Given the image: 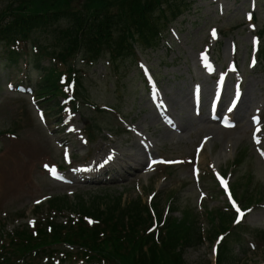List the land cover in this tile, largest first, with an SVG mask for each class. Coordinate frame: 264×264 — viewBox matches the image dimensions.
Masks as SVG:
<instances>
[{
	"label": "rangeland",
	"instance_id": "rangeland-1",
	"mask_svg": "<svg viewBox=\"0 0 264 264\" xmlns=\"http://www.w3.org/2000/svg\"><path fill=\"white\" fill-rule=\"evenodd\" d=\"M7 0H0V11L5 8ZM243 0H238L240 3ZM234 4V1H232ZM196 7H205V4L203 0H199L197 2ZM212 12V11H209ZM215 13V12H214ZM230 18V17H229ZM228 18V22L224 25L225 26V31L229 30L231 28V23ZM201 21L200 19L196 18V14L194 11L189 13L188 15H184L180 18L179 22L176 23V26L181 29L182 33H184L185 36H187L189 33L192 31L198 30L195 33L196 39H200V36L196 34H200L203 32L205 22L203 21L200 26L197 29H193L192 27L196 24L195 22ZM184 25L182 26V24ZM238 25V24H234ZM192 30V31H191ZM239 33L238 30L234 31V34L237 36ZM189 37V36H188ZM240 38L242 36L239 35ZM198 41V40H197ZM200 42V40L198 41ZM195 47L197 49L198 45L197 42L191 41L188 43V54H191V50L189 48ZM175 49V48H174ZM221 49L225 52H228L227 44L226 42L223 43ZM179 49H175V52L178 53ZM242 54V50H241ZM178 56V54H176ZM180 57H183L182 60L179 61H173V58H169L168 64H166V67L161 68L159 66L160 63V57H165V51L161 49V51L156 55L153 54L150 57L151 64L155 68L157 67V72H161L163 78L162 82L163 84L166 82L165 80H171V77L167 72L170 73H178L183 74V72H186V66H185V61L187 60L188 62L191 61L190 57H185L184 53H179ZM98 69H101V66H97ZM103 71V70H102ZM264 71V68H263ZM4 74H1L3 76ZM132 76V75H131ZM115 78L114 77H109L107 78L104 82L103 81H96V85L89 86L88 82H83L87 86V99L91 102H94L96 104H107V105H116L118 104L121 107V110L128 112L129 115L131 116L132 119H136V122L140 124L141 126H146L148 128V124H150L149 121V116L150 114L148 112L143 113L141 110L145 109V104H148L146 102V98L143 97L144 95L143 89L138 91V88L140 84L136 82L134 79L131 80V83L126 86L122 87L119 89H113L114 86H117L115 83H111ZM181 83V81H179ZM1 85V84H0ZM264 90V85L262 84L261 87ZM132 92H135L136 95H134ZM6 95H4L2 92L0 94L1 98H4L3 104L0 106V129L2 131H11L13 129H16V127H20L22 125H27V121L23 119L21 116H16L18 114V111H14L11 107H23L25 105V102L21 101L19 99V96L14 93V92H5ZM28 111L30 113L29 115V126L31 129V132L35 133L34 136L37 138V144L41 147L38 148L34 151V157L31 158V164L30 168H33L35 170V173L30 176V185L34 188V194L37 195L34 199H38L43 196H57V197H65L67 200H63L65 203L64 208H67L66 210L76 212L75 214L78 213H83V212H88V213H105V209L109 207L113 208L115 205H118L119 201L120 204L117 207L121 208V205L123 206V202L125 203H131L132 201H138L139 200L143 203L141 204L142 209H144V204L146 201V195L150 193L153 189H158V183L156 182L153 186H149V188H146L143 186V191L140 192L135 190L134 188V182L131 181H125L124 183H119L116 185V187H113L114 189H111L107 191L105 188H100V187H82V186H59L58 184H53L49 181V179L42 175L43 173V167L46 166V163H56L59 165H63L62 159V149H60L61 144L58 143L57 141H62V139L67 138L71 140L73 147H69V149L73 148L76 149L78 145L81 144V139L82 137L74 134V133H61L59 136L56 134V139L54 140V133L52 128L45 129V132L48 133L49 137L53 138V141L47 136V134L44 132V130L41 128L40 124L38 123V120L36 119L35 112L32 107L28 106ZM50 114L51 112L48 111ZM53 114V113H52ZM91 115V114H90ZM93 116V115H92ZM97 117V116H94ZM101 120L100 118H98ZM77 121H74L76 124ZM21 123V125H19ZM72 124L71 126L75 125ZM11 130H9V129ZM79 128V127H78ZM71 129V128H69ZM75 129V128H74ZM150 129V128H148ZM122 139H125L124 136L121 137ZM13 149H17L18 151L22 150V146H17L14 147ZM71 150V152H72ZM168 151L174 153L178 151L179 149L177 147H169L167 149ZM227 155V158H224V155ZM209 155H212L208 157V161L212 164H220V167L224 170V164H228L231 156L227 154L226 152V147L224 143H215V149H213L212 153L209 152ZM248 158H250L247 155ZM245 158L244 160V165L243 168L239 171L237 170L236 177L234 179V184L239 187V193L237 191L238 198L244 203L243 198L247 199V202L244 203L245 207H249L250 205H253L256 199L257 194L259 195V191L261 188H258L256 186V179L258 178V173L254 169L255 162L253 161V166L252 169L250 170V167L248 163L250 160L248 158ZM214 158H216L214 160ZM215 165V167H216ZM218 168V167H217ZM228 167L226 165L225 171H227ZM248 172V173H247ZM184 171H181L177 173V176H180L183 178ZM154 180V179H153ZM150 183H146L145 185H148ZM167 184V183H166ZM143 185V184H142ZM171 185L168 184L167 187H170ZM202 193L201 194H206L208 193V198L204 200V206L206 207L207 212L214 213L215 216V222H211L208 220V218L204 215H201L199 213L200 208H195V201L198 196V191L196 190V187L194 185H189L185 187L182 191L177 192L179 194V204H177L179 211L175 213L172 217L180 218L181 213L184 212L188 215L190 218L189 220H192L193 217H197L199 219V225L205 228V237L207 240H212L214 241L216 234L218 233V230L225 228L226 229V224H228L227 218H223L220 216L219 213L223 212L224 213V208L227 207V204L223 198L220 197V195L216 194L215 190V183L214 180H208L205 183L202 184ZM165 189V188H163ZM166 190V189H165ZM167 191H169L172 195L173 191H175L174 188H169ZM70 193L71 196H66L64 194ZM176 193V192H175ZM65 195V196H64ZM123 196V197H122ZM167 199L164 197V200ZM27 202H24L22 204L18 203L17 204V211L15 212L16 214L19 215H25V218H18V221L22 225H26L28 220L30 218H35L37 217V214H24L23 209H20L19 206L24 205ZM98 209V210H97ZM21 211V212H19ZM46 211V210H44ZM99 211V212H97ZM41 212V211H40ZM99 216V215H98ZM103 216V215H102ZM101 216V217H102ZM146 218V217H145ZM181 220H183V217H181ZM60 221H64L63 219H60ZM197 223V219L195 220ZM224 229V230H225ZM223 232V231H222ZM226 249L230 251V255L234 257H241V251L239 247V242L235 241V239H230L229 242L227 243ZM245 255V254H244ZM245 258L247 256L245 255ZM209 259H211L210 256V243L207 241L206 244H204L202 247L198 248L197 250L194 249H187L184 252V256L182 258L183 262H186L187 264H199V261L202 264H213ZM264 259L262 258V254H256L252 258L248 257L247 261L244 262V264H257L263 261Z\"/></svg>",
	"mask_w": 264,
	"mask_h": 264
},
{
	"label": "bare ground",
	"instance_id": "bare-ground-1",
	"mask_svg": "<svg viewBox=\"0 0 264 264\" xmlns=\"http://www.w3.org/2000/svg\"><path fill=\"white\" fill-rule=\"evenodd\" d=\"M141 156L142 155H139V154H136V156L132 154V155L126 156L125 159L126 160H131V161H134V160L135 161L136 160L140 161L142 159Z\"/></svg>",
	"mask_w": 264,
	"mask_h": 264
},
{
	"label": "snow or ice",
	"instance_id": "snow-or-ice-1",
	"mask_svg": "<svg viewBox=\"0 0 264 264\" xmlns=\"http://www.w3.org/2000/svg\"><path fill=\"white\" fill-rule=\"evenodd\" d=\"M215 34V32H213V35Z\"/></svg>",
	"mask_w": 264,
	"mask_h": 264
}]
</instances>
